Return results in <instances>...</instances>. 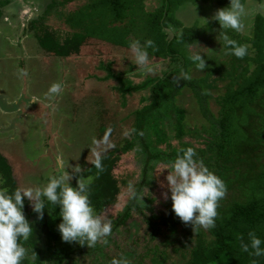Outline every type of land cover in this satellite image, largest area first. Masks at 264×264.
I'll return each instance as SVG.
<instances>
[{
  "label": "trees",
  "instance_id": "obj_1",
  "mask_svg": "<svg viewBox=\"0 0 264 264\" xmlns=\"http://www.w3.org/2000/svg\"><path fill=\"white\" fill-rule=\"evenodd\" d=\"M185 1L161 0L159 6L151 12L145 10L144 0H89L79 8L78 15L84 14L85 11H88V14H91L90 11H96L97 17L101 20L99 26L102 28L98 30L101 32L97 33L96 37L123 46H128L132 40H139L142 44L145 39H151L154 48H148V53L171 61V67L165 70L162 77L157 79L148 77L137 83L130 78H123L120 73H115L110 66L102 63L99 66L102 69L106 68V74L101 78L96 73L90 75L99 80L116 79L117 84L113 85V89L120 94L123 105L126 102V95L144 89L151 83V100L135 110V132L121 147L122 152L136 147L144 163L141 175L143 180L156 164H171L176 155L181 154V150L185 149L182 144V148H178L171 142V138H181L184 133L182 122L184 110L176 105L162 107L164 101L172 98L183 85L190 86L197 97L203 96L197 84L198 79L190 77L178 83L173 79L181 70L188 73L187 67L193 63L188 58L189 47L200 42L206 35L209 36L208 31L212 26V21H208L203 26L182 25V22L175 17L174 11ZM7 2L8 0H0V16L1 7ZM51 6L49 4L47 8ZM42 19L43 17L39 16L32 20L33 27L39 30L36 32L37 40L41 47L54 54L69 56L79 51L80 45L88 36L94 37L90 31L85 33L74 31L60 42L53 33L46 30V26L41 22ZM178 27L181 28L180 31H176ZM110 28L113 29L111 32H109ZM227 32L235 33L229 29L226 30ZM229 38L243 43L241 37L238 39L231 35ZM244 39L251 43L254 54L251 55L247 47V54L243 58L227 55L231 61L228 69L230 81L221 95L218 112L212 113L206 103L200 101L202 114L210 121L212 132L205 143L206 147L195 153L199 160L225 184V194L218 200L214 227L203 229L197 226L193 230L190 224L182 223L173 214L171 208L165 213H156L151 206L153 199L143 196L140 198L137 191L135 198H130L132 205H128L119 213L120 218L114 220V227L111 230L118 231V224L124 225L134 209L143 212L142 209L147 208L151 212L144 214V220L150 237L156 239L163 233V243L173 244L174 251H180L187 264H252L253 260L256 264H264V255L249 256L240 248L241 240L248 242L249 231H253L261 239V247L264 248V18L262 16L255 17L253 36ZM248 61L254 63L251 71ZM143 99L142 96L141 100ZM172 111H176V117H171ZM189 131L190 128L185 134ZM162 143H165V146L161 145ZM97 159L101 164L100 169L95 167ZM117 159L118 153L111 150L93 159L75 173L76 179L92 176V179L85 184L88 187L90 202L98 215L116 201L119 193L118 179L113 173ZM0 176V189H7L10 193L19 187L10 163L1 152ZM45 206L51 210L45 209L40 220L32 211L29 202L26 200L24 203V215L32 223L33 231L29 238L21 243L29 249L35 259L31 262L24 260L21 264H65L72 257V245L59 244L60 233L58 231L55 233V230H51L45 222L50 215L55 218L58 225L59 206H53L49 202H45ZM53 239H55L54 243H52ZM45 245L47 246L43 255ZM79 247L83 248L85 245ZM154 250L156 251V248ZM164 252L162 251L160 258L153 257L152 264H161L166 256Z\"/></svg>",
  "mask_w": 264,
  "mask_h": 264
},
{
  "label": "rangeland",
  "instance_id": "obj_2",
  "mask_svg": "<svg viewBox=\"0 0 264 264\" xmlns=\"http://www.w3.org/2000/svg\"><path fill=\"white\" fill-rule=\"evenodd\" d=\"M58 1H62V5ZM70 1L72 0H42L40 5L31 4L30 0L21 1V4H30L33 10L32 18L43 17L41 22L46 26V30L53 33L60 42L74 31L83 33L90 31L94 37L88 36L80 45L78 52L48 60L46 62L50 67L48 72L43 71L36 58H31L34 63L31 67L33 77L30 76L27 90L30 95L35 93L42 100L38 99V104L33 105L34 113L32 111L27 115L20 113L1 124L3 126L0 127V152L10 163L18 186L34 188L42 187L49 177L57 175V157L71 173L73 167L78 166L81 169L101 154L115 151L118 153V159L113 173L118 179L120 190L116 201L99 214L100 218L108 219L112 229L114 220L120 218L119 213L128 205H132L130 198H135L137 191L140 198L143 196L153 199L151 206L154 212L165 213L171 208L170 198L165 199L162 195L168 191L165 176L171 170V164H156L143 180L141 175L144 163L136 147L126 152L121 150L135 132V110L151 100V83L144 89L126 95V102L123 105L120 94L113 89V85L117 84L116 79L99 80L90 75L96 73L101 78L106 74V68L102 69L99 66L102 63L110 66L115 73H120L123 78H130L137 83L148 77L155 79L162 77L165 70L171 67V61L148 53L149 67L152 71L142 74V70L131 62L128 46L112 44L96 37L97 33L101 32L98 30L102 29L96 11L88 9L91 14L85 11L84 14L78 15L79 8L86 0ZM160 1L145 0V10L154 11ZM190 3L184 4L177 11L182 15L179 19L184 23L182 25H205L208 22L205 20L209 17L206 15L201 18L205 6L196 4L195 6L200 7L202 12L195 8L191 11ZM49 4L52 6L47 8ZM26 9L27 7L22 5L17 15L21 17L20 12L22 15ZM195 12L200 13L197 19L203 22L194 21L188 24L195 18L193 16ZM72 20L78 22L72 23ZM102 23L104 27V21ZM22 26L25 31L33 30L35 34L39 32L32 28L29 21ZM112 30L110 28L109 32ZM180 30L181 28H176V31ZM210 30L209 36H205L208 40L204 37L189 47L190 52L201 53L205 60V69H196L194 62L187 67L189 76L198 79L197 84L204 97H197L190 86L183 85L177 93L174 92L172 98L166 99L162 106L167 108L176 105L184 110L182 119L184 133L181 138H171V142L174 147L180 148L182 144L185 148L192 147L195 152L206 147L205 143L212 132L210 121L202 114L200 101H204L212 113H217L221 95L230 81L228 69L231 61L217 39L220 27L218 24L212 25ZM250 51L253 53L252 49ZM247 64L251 71L254 63L248 61ZM52 83L61 85L60 94L53 96L47 94V89ZM43 102L47 106L40 110V104ZM170 115L176 117V111H172ZM188 128L191 131L185 134ZM126 131L128 135H124ZM138 141L137 139V144ZM161 145L165 146V143ZM166 167L169 170L164 169ZM91 179L92 176L79 180L85 183ZM77 180L73 174L69 180L70 185L75 187ZM93 209L95 211L94 207ZM142 211L134 209L124 225L118 224V231L111 230L105 238L106 242L99 241L92 247L85 244L83 248L79 247V243L71 242L72 257L65 264H111L114 258L119 259L120 256L126 257L129 264H152L151 259L162 257V251H165L166 256L161 264H187L181 252L174 251L173 244L163 243V233L156 239L150 237L144 214L151 211L147 208H143ZM45 222L51 230H55V233L58 231L55 218L49 215ZM54 241L55 239L52 243ZM59 241V244L68 243L63 242L60 236Z\"/></svg>",
  "mask_w": 264,
  "mask_h": 264
},
{
  "label": "clouds",
  "instance_id": "obj_3",
  "mask_svg": "<svg viewBox=\"0 0 264 264\" xmlns=\"http://www.w3.org/2000/svg\"><path fill=\"white\" fill-rule=\"evenodd\" d=\"M246 15L247 10L242 0H229L227 7L219 8L213 14L212 19L220 26L217 39L226 55L243 58L247 54V45L230 39L226 33L228 29L236 33L243 32V18ZM128 47L131 62L142 70V74L150 73L152 69L149 67L147 50L154 48L153 41L145 39L141 44L139 40H132ZM188 58L194 62L196 69H205V60L201 53L190 52ZM173 79L178 83L180 80L190 79V76L181 70ZM60 92L59 83H52L47 89L49 96L58 95ZM124 135H128V132ZM57 161V175L49 177L42 187H17L10 193L7 189H0V264H21L24 260L31 262L35 259L21 243L33 231V225L26 219L23 211L26 200L36 213L37 219L42 218L45 209L51 210L45 206V202L59 206L60 222L57 230L63 242H77L92 247L99 241L106 242L105 238L111 233V222L108 219L102 220L95 213L87 185L79 179L75 187L69 183L79 167H73L70 173L59 157ZM95 167L101 168L99 159ZM165 179L168 191L162 195L165 199L170 198L172 212L182 223L190 224L193 230L197 226L203 229L214 227L218 200L225 194V184L199 160L192 147L182 149L181 154L176 155ZM261 243V239L253 231H249L248 242L241 240L240 248L249 256L260 257L264 255ZM111 264H129V260L120 256L119 259L114 258ZM252 264H256V261L253 260Z\"/></svg>",
  "mask_w": 264,
  "mask_h": 264
},
{
  "label": "crops",
  "instance_id": "obj_4",
  "mask_svg": "<svg viewBox=\"0 0 264 264\" xmlns=\"http://www.w3.org/2000/svg\"><path fill=\"white\" fill-rule=\"evenodd\" d=\"M21 1L22 0H8V2L3 5L6 7H1L0 125L4 124V122L7 121L10 117L20 115V113H23V115H27L28 112L30 113L31 111L34 113L35 108L33 105L38 104V99L42 100L35 93L30 95L27 90L29 79H31L30 76L33 77V69L31 67L34 65V63L31 61V58H36L40 66L42 65L43 71L48 72L50 68L46 63L48 60H54L55 57H65L54 54L53 52L47 51L46 49L41 47L33 30H24V26L22 25H24V23L26 24V22L28 23V21L32 25V20L36 19L37 17L32 18L33 10L31 9L30 4H21ZM74 1L75 0H72L70 2ZM189 1H192V3H190ZM30 2H32L31 4H42V0H30ZM87 2H89V0H86L85 3ZM188 3L191 4V6H189L191 7V11H194L195 8V10L199 9L200 12H202L200 7L195 6L196 4H202L203 7L205 6L203 9L204 13H201V18L209 15L208 19H206L205 21L211 20L212 25L214 26L218 24V22L211 19L213 14L217 9L227 7L229 5V0H186L185 2L180 4L174 11V15L177 19H181L182 17L181 13H177L179 8ZM242 3L245 4L247 10V15L243 18V22L245 25L244 31L241 33L235 32L233 34L227 32V35L228 37H231L232 35L238 39L239 37H241L243 43L246 44L249 48L248 52L252 49L253 53L250 51V54L253 55L254 49L252 48L251 43L246 41L244 38L253 36L255 17L258 15L264 18V0H243ZM22 5L26 6L27 9L23 12L22 15L20 12L21 17H19L17 13H19V9ZM9 11H11V13ZM198 14L200 13L195 12L193 14L195 18H192L191 22L188 24H191L194 21L203 22L201 20H198ZM182 24L184 23L182 22ZM229 30L232 31L231 29ZM45 53L48 54L46 55ZM49 54H53V57ZM48 103L49 101L47 102V104ZM47 104L43 102L42 105L40 104L39 109L44 110ZM2 126L3 125H1L0 127Z\"/></svg>",
  "mask_w": 264,
  "mask_h": 264
}]
</instances>
